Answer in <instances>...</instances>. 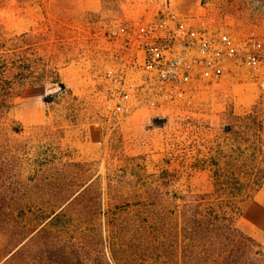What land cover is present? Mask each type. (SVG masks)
<instances>
[{"label":"rangeland","instance_id":"obj_1","mask_svg":"<svg viewBox=\"0 0 264 264\" xmlns=\"http://www.w3.org/2000/svg\"><path fill=\"white\" fill-rule=\"evenodd\" d=\"M166 12L264 56V0H0L4 35L27 34L62 84L27 88L0 125V264H264V184L234 241L177 228L212 192L192 165L264 87L239 68L180 98L145 83L124 44Z\"/></svg>","mask_w":264,"mask_h":264},{"label":"trees","instance_id":"obj_2","mask_svg":"<svg viewBox=\"0 0 264 264\" xmlns=\"http://www.w3.org/2000/svg\"><path fill=\"white\" fill-rule=\"evenodd\" d=\"M26 39L27 34L6 37L0 27V125L13 101L27 88L47 80L62 88L57 70L47 69L35 53L36 43H26ZM219 139L212 157L192 165L194 170L209 173L212 192L199 196L178 216L177 228L184 230L191 224L197 229L223 231L232 242L239 238L235 220L264 184V106L232 116Z\"/></svg>","mask_w":264,"mask_h":264},{"label":"built area","instance_id":"obj_3","mask_svg":"<svg viewBox=\"0 0 264 264\" xmlns=\"http://www.w3.org/2000/svg\"><path fill=\"white\" fill-rule=\"evenodd\" d=\"M124 49L135 51L128 64L144 82L170 98L219 82L232 68L264 87V56L253 37L208 31L169 12L143 25Z\"/></svg>","mask_w":264,"mask_h":264}]
</instances>
